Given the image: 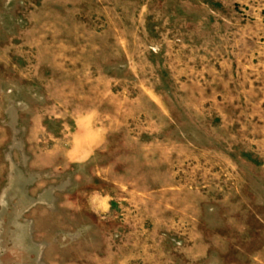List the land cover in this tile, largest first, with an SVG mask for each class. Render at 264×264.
<instances>
[{
    "label": "rangeland",
    "instance_id": "374dc122",
    "mask_svg": "<svg viewBox=\"0 0 264 264\" xmlns=\"http://www.w3.org/2000/svg\"><path fill=\"white\" fill-rule=\"evenodd\" d=\"M0 264H264V0H0Z\"/></svg>",
    "mask_w": 264,
    "mask_h": 264
}]
</instances>
